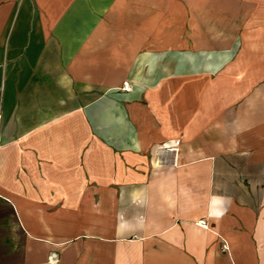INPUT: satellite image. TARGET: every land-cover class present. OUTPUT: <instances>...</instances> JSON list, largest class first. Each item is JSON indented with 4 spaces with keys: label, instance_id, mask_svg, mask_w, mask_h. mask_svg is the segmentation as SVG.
<instances>
[{
    "label": "crops",
    "instance_id": "crops-1",
    "mask_svg": "<svg viewBox=\"0 0 264 264\" xmlns=\"http://www.w3.org/2000/svg\"><path fill=\"white\" fill-rule=\"evenodd\" d=\"M0 264H264V0H0Z\"/></svg>",
    "mask_w": 264,
    "mask_h": 264
},
{
    "label": "built area",
    "instance_id": "built-area-1",
    "mask_svg": "<svg viewBox=\"0 0 264 264\" xmlns=\"http://www.w3.org/2000/svg\"><path fill=\"white\" fill-rule=\"evenodd\" d=\"M124 91H130L131 87L128 84H125L122 88ZM48 261L50 263H55L58 261V254L57 253H50L49 257H48Z\"/></svg>",
    "mask_w": 264,
    "mask_h": 264
},
{
    "label": "clouds",
    "instance_id": "clouds-1",
    "mask_svg": "<svg viewBox=\"0 0 264 264\" xmlns=\"http://www.w3.org/2000/svg\"><path fill=\"white\" fill-rule=\"evenodd\" d=\"M223 213H221V215H222Z\"/></svg>",
    "mask_w": 264,
    "mask_h": 264
}]
</instances>
